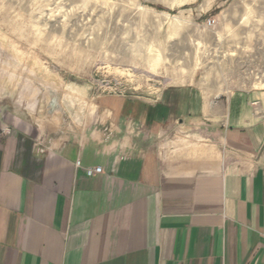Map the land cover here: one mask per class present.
Segmentation results:
<instances>
[{
    "label": "crops",
    "instance_id": "crops-1",
    "mask_svg": "<svg viewBox=\"0 0 264 264\" xmlns=\"http://www.w3.org/2000/svg\"><path fill=\"white\" fill-rule=\"evenodd\" d=\"M0 264H264V88L0 104Z\"/></svg>",
    "mask_w": 264,
    "mask_h": 264
},
{
    "label": "rangeland",
    "instance_id": "rangeland-1",
    "mask_svg": "<svg viewBox=\"0 0 264 264\" xmlns=\"http://www.w3.org/2000/svg\"><path fill=\"white\" fill-rule=\"evenodd\" d=\"M181 85L264 88V0H0V104L60 126Z\"/></svg>",
    "mask_w": 264,
    "mask_h": 264
},
{
    "label": "built area",
    "instance_id": "built-area-1",
    "mask_svg": "<svg viewBox=\"0 0 264 264\" xmlns=\"http://www.w3.org/2000/svg\"><path fill=\"white\" fill-rule=\"evenodd\" d=\"M212 21L210 20V24ZM86 173L88 176H95L97 174L103 173V168L101 166H96V167H88L86 169Z\"/></svg>",
    "mask_w": 264,
    "mask_h": 264
}]
</instances>
